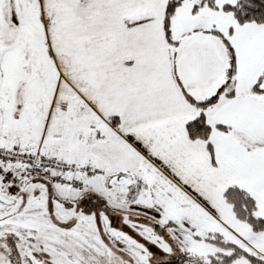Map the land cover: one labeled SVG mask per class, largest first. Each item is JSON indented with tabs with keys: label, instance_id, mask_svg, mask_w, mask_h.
<instances>
[{
	"label": "snow or ice",
	"instance_id": "snow-or-ice-1",
	"mask_svg": "<svg viewBox=\"0 0 264 264\" xmlns=\"http://www.w3.org/2000/svg\"><path fill=\"white\" fill-rule=\"evenodd\" d=\"M0 264H264V0H0Z\"/></svg>",
	"mask_w": 264,
	"mask_h": 264
}]
</instances>
